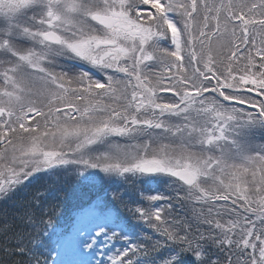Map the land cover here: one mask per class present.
Listing matches in <instances>:
<instances>
[{
    "label": "snow or ice",
    "instance_id": "snow-or-ice-1",
    "mask_svg": "<svg viewBox=\"0 0 264 264\" xmlns=\"http://www.w3.org/2000/svg\"><path fill=\"white\" fill-rule=\"evenodd\" d=\"M69 172L100 187L60 231ZM18 195L0 264H264V0H0Z\"/></svg>",
    "mask_w": 264,
    "mask_h": 264
},
{
    "label": "trees",
    "instance_id": "trees-1",
    "mask_svg": "<svg viewBox=\"0 0 264 264\" xmlns=\"http://www.w3.org/2000/svg\"><path fill=\"white\" fill-rule=\"evenodd\" d=\"M57 181H59L60 184L65 188V192L60 193L61 198L59 201H51V203L58 204L57 216L54 218V220L60 226L61 228L60 231H65V230H69L70 228V223L74 217V211L76 210V207L86 202L89 195L88 193H79L80 191L77 188H73V186L68 183V180L63 178V176L59 177L58 179H54V178H49L42 173V180L40 179L35 183L37 186L40 185H44L46 187L61 186ZM80 185L84 186V184L82 183H80ZM20 199L21 196L18 195L14 199V201H9L7 205L0 203V208L11 207V205L14 202L19 201ZM121 211H123V209H121Z\"/></svg>",
    "mask_w": 264,
    "mask_h": 264
},
{
    "label": "rangeland",
    "instance_id": "rangeland-1",
    "mask_svg": "<svg viewBox=\"0 0 264 264\" xmlns=\"http://www.w3.org/2000/svg\"><path fill=\"white\" fill-rule=\"evenodd\" d=\"M37 175L40 176V177H41V180H42V173L37 174ZM44 175L47 176V177H49V176L46 175V174H44ZM61 176H63V178H65V179H67L68 182H69L74 188H77V189L80 191L79 193H85V192L87 191V189H85V187L88 188V191L92 189V190H91L92 192L90 191V195H89V196L93 195L94 192L97 191V190L99 189V187H100L99 182H96L95 187H93L90 183H82V184H84V186H81L80 183L78 182V181H79V178H78V177H74V174L71 173V172L66 173V174H65V173H61V174H59V175H57V176H53V177H51V178L58 179V178L61 177ZM54 181H56V180H54ZM57 182L60 184L59 181H57ZM60 185H61V184H60ZM137 185H138L139 188L142 187V185H140V184H137ZM145 186H146L145 188H147L149 185H148V184H145ZM150 186H152V188L155 189V188L157 187V184H156L155 182H152V183L150 184ZM145 188H142V189H145ZM121 190H123V189H121ZM145 194H148V193L145 192ZM95 195H96V194H95ZM88 205H89V204H87V205H85L83 208H81L80 212L76 215V218H79V219L81 220V223H87L88 217H86V216H82V210H83V211H86L87 208H88ZM101 240H103L102 237H101ZM109 246H110V245H109ZM117 246H118V245H117ZM98 247L101 248V249H103V248L105 247V245H104V244H100ZM100 258H101V257H99V256L96 257V259H100ZM104 259H106V257H104Z\"/></svg>",
    "mask_w": 264,
    "mask_h": 264
}]
</instances>
